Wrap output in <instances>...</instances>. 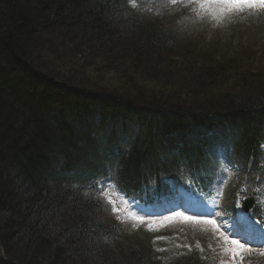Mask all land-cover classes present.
Instances as JSON below:
<instances>
[{
	"label": "trees",
	"instance_id": "1",
	"mask_svg": "<svg viewBox=\"0 0 264 264\" xmlns=\"http://www.w3.org/2000/svg\"><path fill=\"white\" fill-rule=\"evenodd\" d=\"M173 2L0 0V264H157L105 185L155 210L178 188L204 205L219 152L223 217L256 196L264 227V46L223 50Z\"/></svg>",
	"mask_w": 264,
	"mask_h": 264
},
{
	"label": "rangeland",
	"instance_id": "2",
	"mask_svg": "<svg viewBox=\"0 0 264 264\" xmlns=\"http://www.w3.org/2000/svg\"><path fill=\"white\" fill-rule=\"evenodd\" d=\"M233 2L253 3L257 6H244L241 9H227L221 6L223 3ZM173 3L177 4V6L174 5L177 12H184L188 18H196L201 28L210 32L209 39L220 44L223 50L228 51L240 45H248V43L255 45L257 49L264 46V7L258 6V0H174ZM52 32H55V23ZM55 37L59 39L60 35L57 33ZM259 62L263 66L264 58ZM111 73L112 71H109V74ZM233 184V172L227 165L223 173L216 177L212 188V198L210 202L202 205L203 211H198L196 207H193L192 200L187 206L189 195L179 191L174 195V203L167 216L161 214L164 209L156 214L153 213L156 210L152 211L150 206L123 199L111 185H105V198L100 199L109 205L115 215V220L122 221L126 234L130 236L141 234L144 239H151L152 255L156 258L157 264H170L171 257L174 256V251L167 252V247L170 245L183 246L187 252H197L199 258L208 264H222V262L233 264L230 256L223 251L231 245L224 244L220 239V232L214 231L211 225L204 223H201L204 229L197 232L196 229L187 225L189 222L181 217H175L174 213L214 219L220 231L229 239H236L234 237L236 232L242 236L249 234V239L251 238L256 246L245 244L248 251L243 254L242 261L238 258L235 264H264V254H262L264 253V229L248 221L240 210V202L245 199L237 198L234 215H228L230 220L225 221L222 217L221 201L225 192L231 189ZM165 217H173V219L167 221ZM189 232L194 233L189 234ZM106 259L109 262L113 261L110 256Z\"/></svg>",
	"mask_w": 264,
	"mask_h": 264
},
{
	"label": "snow or ice",
	"instance_id": "3",
	"mask_svg": "<svg viewBox=\"0 0 264 264\" xmlns=\"http://www.w3.org/2000/svg\"><path fill=\"white\" fill-rule=\"evenodd\" d=\"M222 7H225L227 9H241L244 6L252 7V6H257V4L253 3H223L221 5ZM258 6L264 7V0H258ZM111 202V201H110ZM115 211V209H114ZM175 217H181L184 221L186 222H194V223H204L211 225L213 227L214 231L220 232V239L224 242V244H230L231 247H226L223 249V251L228 254L233 261V264H235V261L239 258L241 261L243 259V254L248 251V249L245 248V244L241 243L237 239H229L228 236L224 235L223 232L220 231L219 227L216 224V221L214 219H202L197 216H187L184 215L183 213H174ZM167 221H171L173 217H165L164 218ZM264 254V253H262ZM223 264V262H222Z\"/></svg>",
	"mask_w": 264,
	"mask_h": 264
},
{
	"label": "water",
	"instance_id": "4",
	"mask_svg": "<svg viewBox=\"0 0 264 264\" xmlns=\"http://www.w3.org/2000/svg\"><path fill=\"white\" fill-rule=\"evenodd\" d=\"M252 204H253V200L252 199L246 200L244 202V205H243L244 211L247 212L251 208Z\"/></svg>",
	"mask_w": 264,
	"mask_h": 264
}]
</instances>
